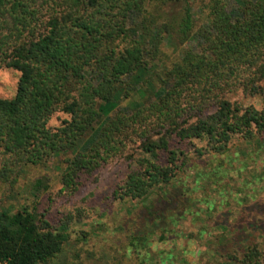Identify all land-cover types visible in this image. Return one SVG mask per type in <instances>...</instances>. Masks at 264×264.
Wrapping results in <instances>:
<instances>
[{
  "label": "trees",
  "instance_id": "obj_1",
  "mask_svg": "<svg viewBox=\"0 0 264 264\" xmlns=\"http://www.w3.org/2000/svg\"><path fill=\"white\" fill-rule=\"evenodd\" d=\"M196 1L0 0V68L17 73L13 95L0 98L4 192L52 164L70 196L119 161L126 172L112 198L145 202L133 220L145 234L167 200L182 199L168 187L187 163L178 144L202 142L193 148L201 156L223 153L234 137L264 136V98L256 109L226 97L261 91L264 0H202L199 25ZM165 44L181 49L169 55ZM54 112L68 119L50 129ZM47 187L42 173L28 192ZM82 217L67 214L54 226L34 204L0 209V263L54 264L68 226ZM166 251L157 253L159 264H173ZM229 259L264 264V250L249 242Z\"/></svg>",
  "mask_w": 264,
  "mask_h": 264
},
{
  "label": "rangeland",
  "instance_id": "obj_2",
  "mask_svg": "<svg viewBox=\"0 0 264 264\" xmlns=\"http://www.w3.org/2000/svg\"><path fill=\"white\" fill-rule=\"evenodd\" d=\"M201 3L197 0L193 8L196 25L202 22L196 10ZM180 49L164 46L169 55H177ZM16 76L14 70L0 68V98L13 95ZM260 90L244 94L236 89L226 97L259 109L264 81ZM64 119L67 114L54 112L46 125L54 129ZM178 145L186 153L187 163L168 187L179 189L182 199L167 200L162 219L145 227V234L140 224L133 225L145 202L112 198V189L126 172L119 161L99 168L70 196L60 192L59 171L52 164L30 169L10 192L0 185V209L14 211L21 204H34L54 226L67 214L83 215L81 223L68 226V237L54 264H159L157 253L163 250L174 255L173 264H233L229 256L238 257L249 242L264 250V136L250 141L234 137L223 153L201 156L193 152L194 146L203 145L200 141ZM42 173L48 178V187L33 197L28 192L30 181Z\"/></svg>",
  "mask_w": 264,
  "mask_h": 264
},
{
  "label": "built area",
  "instance_id": "obj_3",
  "mask_svg": "<svg viewBox=\"0 0 264 264\" xmlns=\"http://www.w3.org/2000/svg\"><path fill=\"white\" fill-rule=\"evenodd\" d=\"M0 264H2V263H0Z\"/></svg>",
  "mask_w": 264,
  "mask_h": 264
}]
</instances>
